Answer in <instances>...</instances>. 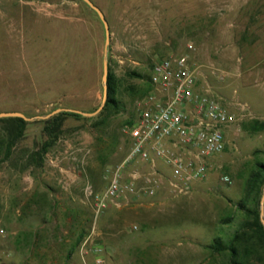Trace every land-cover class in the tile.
<instances>
[{"label":"rangeland","instance_id":"rangeland-1","mask_svg":"<svg viewBox=\"0 0 264 264\" xmlns=\"http://www.w3.org/2000/svg\"><path fill=\"white\" fill-rule=\"evenodd\" d=\"M92 1L109 23L108 58L122 109L99 129L66 118L40 163L34 154L47 140L45 119L27 121L0 164V264H82L86 238L89 248L101 247L105 264H229L226 253L208 246L231 237L249 174L264 162V129L257 130L264 124V0ZM104 42L101 20L82 0H0V112L93 113L103 94ZM185 53L199 87L209 86L237 115L244 106L246 116L227 129L225 150L206 160V177L191 182L186 195L171 192L168 169L157 162L164 178L155 195L140 190L94 221L85 183L106 187L107 171L129 149L124 129L139 119V102L164 97L150 81L154 62ZM76 148L89 154L74 169L69 153ZM228 216L233 221L223 222Z\"/></svg>","mask_w":264,"mask_h":264},{"label":"built area","instance_id":"built-area-1","mask_svg":"<svg viewBox=\"0 0 264 264\" xmlns=\"http://www.w3.org/2000/svg\"><path fill=\"white\" fill-rule=\"evenodd\" d=\"M187 49L191 51L194 47L189 43ZM196 71L188 53L154 62L150 81L164 93L163 99L150 94L139 102V119L129 130L124 129L131 136L129 149L107 171L106 187L98 191L90 182L84 185V196L92 207L94 221L106 208L126 205L128 197L140 190L155 195L163 177L157 172V162L168 169L165 179L171 192L186 195L191 182L206 177V160L225 150L226 131L246 116V108L241 106L239 115L228 110L209 86L199 87ZM88 154L89 149L85 148L70 151L74 169L84 163ZM51 162L57 164L59 158H52ZM139 164L148 166L147 174L134 167ZM221 179L231 183L227 176ZM3 234L0 228V236ZM88 239L80 247L82 264H105L101 247L89 248Z\"/></svg>","mask_w":264,"mask_h":264},{"label":"trees","instance_id":"trees-1","mask_svg":"<svg viewBox=\"0 0 264 264\" xmlns=\"http://www.w3.org/2000/svg\"><path fill=\"white\" fill-rule=\"evenodd\" d=\"M108 97L103 109L95 116L86 117L73 112H60L45 120L43 123V133L47 140L42 144L41 151L35 153L36 161L42 162V156L54 143L61 132L63 121L71 117L75 120L90 121L92 129H99L106 125L108 120L120 113L122 102L118 98V80L111 69V59L109 57L108 73ZM28 122L18 117L0 118V164L11 156L12 149L23 137ZM264 124H259L257 130H263ZM264 154V148L261 150ZM264 185V162L257 161L255 168L250 172L245 187L244 197L236 204L237 213L241 216V221L228 240L221 237L214 238L208 246L217 254L226 253L229 264H264V229L260 222V198ZM233 218L226 217L223 222L231 223ZM81 237L78 238L79 243Z\"/></svg>","mask_w":264,"mask_h":264},{"label":"water","instance_id":"water-1","mask_svg":"<svg viewBox=\"0 0 264 264\" xmlns=\"http://www.w3.org/2000/svg\"><path fill=\"white\" fill-rule=\"evenodd\" d=\"M90 9H92L96 14L98 15L99 19L101 20L103 27H104V32H105V42H104V55H103V70H102V77H101V82H102V87H103V94H102V100L99 105V107L93 112V113H85L81 112L78 110H72V109H56L50 114L46 116H38V117H27L24 113L18 112V111H3L0 112V118H9V117H18L22 118L25 121H32L35 119H47L57 113L60 112H73L77 114H81L83 116H95L97 115L104 107L107 97H108V86H107V80H108V73H109V58H108V48L110 45V27L109 23L101 11V9L94 4L92 0H82ZM259 218L260 222L263 226L264 229V185L262 187V194L260 198V213H259Z\"/></svg>","mask_w":264,"mask_h":264}]
</instances>
